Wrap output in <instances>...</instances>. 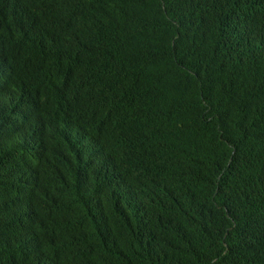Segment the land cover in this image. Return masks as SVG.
<instances>
[{
    "label": "trees",
    "instance_id": "obj_1",
    "mask_svg": "<svg viewBox=\"0 0 264 264\" xmlns=\"http://www.w3.org/2000/svg\"><path fill=\"white\" fill-rule=\"evenodd\" d=\"M12 1L0 0V12ZM36 1L45 6L42 45L56 62L79 64L83 73L80 81L51 63L24 67L8 86L0 82V264L123 263L106 246L116 172L93 168L87 175L91 125L106 110L92 68L104 63L101 83L119 82L126 99L158 111L161 120L143 130L144 146L167 167L172 196L205 185L194 159L207 176L231 171L238 193L230 205L240 221L224 264H264V0ZM94 22L100 28L92 31ZM69 35L74 46L62 42ZM48 80L50 92L70 89L59 96L79 106L71 117L43 106ZM3 96L20 98L21 108H5ZM135 107H123L129 123L140 113ZM142 141L137 133L120 154ZM170 216L152 203L140 218H122L115 228L121 246L159 219L160 249L146 254L151 264H222L210 247L212 233L193 224L174 236L180 234L169 230Z\"/></svg>",
    "mask_w": 264,
    "mask_h": 264
},
{
    "label": "clouds",
    "instance_id": "obj_2",
    "mask_svg": "<svg viewBox=\"0 0 264 264\" xmlns=\"http://www.w3.org/2000/svg\"><path fill=\"white\" fill-rule=\"evenodd\" d=\"M44 15V4L36 0H13L0 12V24L3 26L0 30V70H3L0 73V82L8 86L9 79L18 76L24 67L39 68L51 63H57L62 74H73L81 81L83 68L79 64L56 62L54 55L42 45L39 23ZM95 27L100 28L99 22H94L91 30ZM62 42L74 46L72 35L63 37ZM79 50L84 56L85 52ZM105 64H100L98 70L92 68L98 79L93 90L103 96L106 110L91 125L89 143L92 153L87 175L89 177L93 168L99 174L111 170L116 172L113 196L106 204L109 212L106 246L109 251L122 256L121 264H151L146 254H155L154 250L160 249L159 219L154 227L143 228L137 238H131L124 246H121L122 241L115 228L122 218L136 220L143 211L149 210L152 203H156L158 207L167 209L172 214L169 230L180 234H173L174 236L185 235L188 225H200L206 232L212 233L210 247L217 252L219 262H229L234 250L231 232L240 221L238 212L230 205L238 193L234 175L228 168H217L211 176H207L199 161L194 159L195 173L198 179L204 180L205 185L202 188L180 187L177 195L172 196L167 190V167L157 154L144 146L143 130L161 120L158 111L150 107L148 102L126 99L120 91L119 82L101 83L99 76L101 67ZM52 84L54 80H48L41 96L43 106L46 109H57L61 115L71 117L79 110V106H68L60 101V98L67 96H59L60 91L64 93L70 89L57 86L50 92ZM131 102L140 107V110L135 107L134 112L140 113L129 123L125 120L127 115L123 112V107ZM2 104L13 111L21 108L20 98L16 96H3ZM210 120L212 119L208 121ZM101 127L106 128L100 131ZM213 127L215 129V125ZM197 129L201 133L205 131L204 127ZM99 132L102 133L97 134ZM137 133L143 140L141 146L137 144L126 155H121L122 143L134 139ZM167 140L172 141L171 138ZM88 206L94 207L90 202ZM170 235L172 234L166 230V236ZM127 243L133 245L135 250L128 249Z\"/></svg>",
    "mask_w": 264,
    "mask_h": 264
},
{
    "label": "bare ground",
    "instance_id": "obj_3",
    "mask_svg": "<svg viewBox=\"0 0 264 264\" xmlns=\"http://www.w3.org/2000/svg\"><path fill=\"white\" fill-rule=\"evenodd\" d=\"M72 19H73V18H72ZM55 36H56V35H55ZM223 53H224V52H223ZM230 55H231V54H229V56H230ZM226 56H227V55H226ZM229 56H228V57H229ZM258 57H259V56H258ZM258 57H257V58H258ZM251 62H252V61H251ZM256 63H257V62H256ZM258 63H259V62H258ZM249 64H250V63H249ZM249 64H248V65H249ZM252 64H253V63H252ZM252 64H251V65H252ZM248 65H247V66H248ZM261 65H262V67H264L262 63H261ZM239 66H240V65H239ZM243 66H244V65H243ZM254 66H255V64H254ZM241 67H242V66H241ZM1 71H3V70H1ZM5 81H6V80H5ZM7 81H8V80H7ZM20 92H21V91H20ZM26 93H27V92H26ZM27 95H28V94H27ZM23 109H24V108H23ZM194 110H195V109H194ZM19 114H20V113H19ZM6 134H7V133H6ZM69 136H70V135H69ZM70 138H71V137H70ZM16 139H17V138H16ZM37 139H38V138H37ZM74 139H75V138H74ZM74 139H73V140H74ZM1 140H2V139H1ZM33 140H34V138H33ZM70 140H72V139H70ZM12 141H13V140H12ZM39 141H40V140H39ZM19 142H20V141H19ZM34 142H36V141H34ZM34 142H33V143H34ZM37 142H38V141H37ZM86 142H87V141H86ZM37 144H38V143H37ZM34 145H36V144H34ZM38 145H39V144H38ZM89 146H90V145H89ZM76 148H77V147H76ZM81 148H82V147H81ZM34 149H35V147H34ZM78 149H79V148H78ZM81 150H82V149H81ZM77 151H79V150H77ZM34 153H35V152H34ZM77 153H78V152H77ZM15 154H16V153H15ZM80 154H81V153H80ZM85 154H86V153H85ZM86 155H87V154H86ZM83 156H84V155H82L81 157L84 159ZM81 157H80V158H81ZM87 158H88V157H87ZM81 160H82V159H81ZM89 160H90V159H89ZM81 164H82V163H81ZM81 164H80V165H81ZM81 167H82V165H81ZM82 168H83V167H82ZM84 169H85V168H84ZM84 169H83V170H84ZM111 171H112V170H111ZM69 172H70V169H69ZM112 172H113V171H112ZM83 174H84V171H83ZM82 176H83V175H82ZM67 177H68V176H67ZM83 177H84V176H83ZM86 194H87V193H86ZM107 212H108V211H107ZM31 219H32V218H31ZM8 223H9V222H8ZM8 223H7V224H8ZM10 224H12V223L10 222ZM51 250H52V249H51ZM51 250H50V251H51ZM53 251H54V250H53Z\"/></svg>",
    "mask_w": 264,
    "mask_h": 264
}]
</instances>
